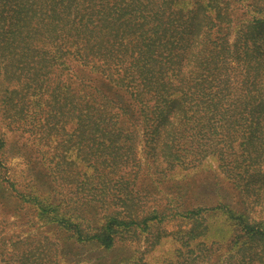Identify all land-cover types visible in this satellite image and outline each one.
Returning <instances> with one entry per match:
<instances>
[{
    "label": "rangeland",
    "instance_id": "1",
    "mask_svg": "<svg viewBox=\"0 0 264 264\" xmlns=\"http://www.w3.org/2000/svg\"><path fill=\"white\" fill-rule=\"evenodd\" d=\"M258 4L264 6V0H222V12L231 21L218 22L212 29L199 22L191 61L177 74L166 69V64L164 80L171 87L168 97L176 99L181 115L165 125L161 146L174 139L183 161L176 166L158 163V155V161H152L145 153L149 136L141 125L129 141L135 159L124 166H112L105 154H96L106 162L96 164L97 170L91 165L94 150L87 159L75 156L73 144L80 137L73 134L63 145L66 133L78 127L76 117H70L64 128L57 120L48 133L36 129L31 137L23 135L21 116L6 117L4 113L0 80V249L4 237L41 231L61 240L66 264H184L176 258L181 246L177 236L192 233L197 237L191 246H197L202 254L195 255L197 264H239L242 252L238 247L246 238L241 228L249 224L264 230V118L261 134L247 140L248 121L243 118L249 105L264 108V62L253 73L246 63L251 52L257 54L264 47H257L264 37V19L248 21ZM256 16L264 17V13ZM258 34L261 39L256 44ZM232 58L241 61L235 65ZM83 92L79 88L70 91L74 96L70 103L78 110L86 100ZM121 125L130 131L135 127ZM172 131L173 136L167 138ZM87 142L84 139L83 145ZM63 156H67L66 164ZM161 160L165 162L163 155ZM135 161L142 162L143 170L137 174L142 191L130 192ZM7 183L16 191L7 190ZM32 195L54 200L63 211L80 216L84 232H92L101 216L111 210L119 216L132 213L138 219L157 211L160 218L150 221L144 231L133 228L118 235L114 246L105 250L95 243L70 239L68 233L47 224L38 215L42 210L32 202ZM28 242L31 247L37 244V235ZM15 248L23 250L24 244ZM257 249L261 250L257 264H264V241Z\"/></svg>",
    "mask_w": 264,
    "mask_h": 264
},
{
    "label": "trees",
    "instance_id": "2",
    "mask_svg": "<svg viewBox=\"0 0 264 264\" xmlns=\"http://www.w3.org/2000/svg\"><path fill=\"white\" fill-rule=\"evenodd\" d=\"M221 3L222 0H0V80L6 117L20 115V132L28 133V137L37 133L36 129L44 131L40 134L48 133L57 120L64 128L72 120L70 117L78 118V127L66 133L62 142L67 143L73 134L80 137L76 146L73 144L75 156L87 159L94 150L91 165L95 170L96 164L106 163L98 160L96 154H105L112 166H124L135 159V148L129 141L137 125L149 136L145 153L153 157L152 161H158V155L160 164L172 167L183 163L174 139L161 146L165 125L169 121L173 124L181 115L176 99L168 97L171 87L164 80V69L167 64L166 69L177 74L191 61L199 22L212 29L218 22L231 21L222 12ZM208 7L213 14L207 11ZM250 13L252 19L248 21L259 22L264 17L256 15L264 13V6L258 4ZM259 36H255L256 44ZM261 40L258 48L264 45V37ZM214 43L218 44L216 40ZM248 55L246 51L245 57ZM262 56L264 47L257 54L251 52L252 58L246 60L250 72L263 65L264 59L255 62ZM232 61L236 65L241 59ZM78 88L86 98L80 110L70 103L74 101L70 91ZM243 118L248 121L246 140L259 136L264 118L262 105L247 106ZM122 123L135 127L130 131ZM172 136L173 131L167 138ZM84 139L88 142L83 145ZM66 160L67 156H63L65 164ZM135 162L130 192L142 191L137 182L142 162ZM7 190L15 192L16 188L7 183ZM18 196L23 199V195ZM30 197L33 203L40 204L42 211L38 215L47 224L68 233L70 239L95 243L105 250L114 246L118 235L133 228L144 231L150 221L159 217L157 211L138 219L132 213L119 216L111 210L101 216L92 232H84L80 216L63 211L54 200ZM43 201L45 206L41 205ZM241 229L246 238L238 247L242 256L237 262L257 264L261 251L257 246L264 241V230L249 224ZM35 235L38 243L31 247L28 240ZM196 237L192 233L177 236L181 246L176 258H181V263L197 264L195 255L202 257L201 250L191 246ZM17 244H24V249L15 248ZM65 255L59 238L41 231L29 232L27 236L2 239L0 264H66Z\"/></svg>",
    "mask_w": 264,
    "mask_h": 264
}]
</instances>
